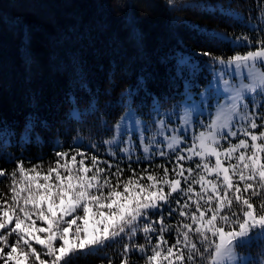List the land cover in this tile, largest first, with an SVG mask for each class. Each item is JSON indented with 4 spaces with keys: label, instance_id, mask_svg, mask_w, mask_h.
Listing matches in <instances>:
<instances>
[{
    "label": "trees",
    "instance_id": "16d2710c",
    "mask_svg": "<svg viewBox=\"0 0 264 264\" xmlns=\"http://www.w3.org/2000/svg\"><path fill=\"white\" fill-rule=\"evenodd\" d=\"M244 36L248 42H235ZM258 40H264V0H175L171 7L166 0H0V170L5 172L0 177V199L10 195L9 174L18 163L26 169L39 166L46 174L56 166L58 152L68 154L65 160L70 165L73 155L78 165L77 153L82 152L89 167L91 156H97L98 166L106 170L102 178L108 176L113 185L117 169L122 170V182L135 172L147 185V175L162 177L164 167L174 179L173 157L135 160L110 155L105 142L116 122L129 105L144 115L154 106L178 107L187 84L198 92L209 81L217 63L212 57H232L258 46ZM197 163L183 166L195 171ZM181 187H187L183 180ZM176 199L183 204L186 197L172 194L170 207L177 211L169 217V207H164L166 226L190 222L179 216ZM261 201L264 191L251 198L257 208ZM190 208L195 210L194 205ZM231 211L239 213V207L233 203ZM77 214L83 215L82 210ZM159 219V212L150 211L138 221L135 237L109 241L77 257L74 264H122L125 244L145 245V253L127 254L128 264H145L160 226L154 224L157 232L149 234L151 244L139 229ZM36 225L47 226L39 220ZM176 237L175 227L165 231V248ZM15 239V234L10 236L9 244ZM240 250L250 254L247 264H264V240L244 244ZM208 255L196 257L195 264H208Z\"/></svg>",
    "mask_w": 264,
    "mask_h": 264
},
{
    "label": "snow or ice",
    "instance_id": "6c2138e0",
    "mask_svg": "<svg viewBox=\"0 0 264 264\" xmlns=\"http://www.w3.org/2000/svg\"><path fill=\"white\" fill-rule=\"evenodd\" d=\"M174 2L166 0L170 7L174 6ZM116 7L124 6L117 3ZM25 39L30 40V35L26 34ZM235 42L246 43L248 37H236ZM257 43L261 46L255 51L237 53L227 60L222 57L212 59L221 65L249 69L247 76L253 83L243 85L242 91L254 93L259 88V94L264 95V72L251 71L258 60L264 63V40H258ZM201 54L211 56L208 52ZM242 91L237 90L230 97L227 115L221 110L211 119L207 131L193 137L190 147L177 148L182 137L167 138L171 141L168 148L178 153L176 165L172 169L174 179L168 178L169 169L164 167L162 177L147 175V185L141 183L145 177H137L135 172L127 181L122 182V170L117 169L112 174L116 178L113 185L108 176L102 178L106 170L98 166V157L91 156V166H85L82 152L77 153L81 157L78 165L75 163L76 155L72 156L74 163L70 165L65 160L67 153H56L59 157L56 166L49 167L46 174L38 170L39 166L26 169L22 163H18L17 168L9 174L10 195L0 199V230H5L0 233L2 264H74L77 257L103 247L109 241L135 237L138 221L148 217L150 211L160 213L159 221H148L139 229L149 244L152 239L149 234L157 232L154 224L159 223L160 227L157 242L151 246V255L146 256L145 264H185V261L195 264V258L204 259L205 254H209L208 264H247V261L238 260L236 248L253 240H264V201L260 202L258 208L251 202L252 197L264 191V131L257 133L249 128L255 130L264 125L257 124V113L247 111ZM253 104L256 109L264 108V104L255 101ZM236 115L240 121L249 122L248 128H242L240 132L246 138L239 139L236 144L229 143L228 148H222V140L227 141L229 137L238 135L237 131L231 130V122ZM259 118L264 120V115ZM116 128L122 135L120 122ZM223 129L229 131L223 132ZM113 142L119 143L117 137H113ZM149 150V146L144 145V151ZM121 151L128 152L129 149ZM159 155L164 157L168 154L161 151ZM193 157L200 158L195 172L193 168L185 169L181 163ZM212 157L214 163L210 161ZM233 159L235 163H232ZM61 160H64L63 164ZM4 175L5 172L0 170V177ZM182 180L187 183L186 188L181 187ZM193 185H199L200 191L196 192ZM165 187L168 188L167 193ZM173 193L186 197L183 204L179 199L175 203L179 206V216L188 219L189 223L182 222L178 226L164 224V207H169V217L177 211L170 207ZM244 193L250 195L245 196ZM233 203L239 207V213L231 211ZM191 205H194V211ZM81 210L83 215H78ZM90 214L94 221L91 230L87 226ZM37 220L47 226L37 227ZM172 227L177 232L176 241L165 248L167 241L164 233ZM41 233L44 234L43 238L39 235ZM13 234L16 239L9 244V237ZM193 236L196 240L192 239ZM32 241L42 247L43 253L37 252ZM197 241L203 247V252ZM137 250L145 253V245L130 247L125 244L122 264H128L127 254Z\"/></svg>",
    "mask_w": 264,
    "mask_h": 264
},
{
    "label": "rangeland",
    "instance_id": "374dc122",
    "mask_svg": "<svg viewBox=\"0 0 264 264\" xmlns=\"http://www.w3.org/2000/svg\"><path fill=\"white\" fill-rule=\"evenodd\" d=\"M260 46L261 45L249 47L237 53L244 54L249 51H255L256 48ZM227 59L228 58H224V60ZM248 71L249 69L247 68L236 69L234 66H225L217 62L216 65L211 68L209 81L201 90L195 92L190 89L187 84L186 96L178 107L161 110L158 106H154L149 114L144 115L134 106L129 105L116 122L113 135L107 140L111 142L106 143L108 153L114 157L121 156L127 159L148 160L156 156L161 157L159 153L163 151L168 154L164 157H173L176 161V155L178 153L168 148L167 145L171 141L167 138L173 136L182 137L177 148L184 149L190 147L193 142V137L202 131H207V125L221 110H224L227 115L230 97H233L237 90L242 91L243 85L253 83L247 76ZM251 71L257 73L264 72V63L258 60ZM225 81H227V84ZM259 91V88H257V91L254 93L242 91L243 103L247 105L248 112L257 113V124L264 125V120L259 118L261 115H264V108L256 109L253 104V101L257 104H264V95H260ZM118 122H120L123 127L122 135L117 132L116 126ZM161 122L163 123L161 124ZM231 123L233 125L231 130L237 131L238 135L237 137H229L227 141L222 140V148H228L229 143L236 144L239 139L246 138L240 134V132L242 128H248L249 122L240 121L239 116L236 115ZM249 130L258 133L264 131V126L258 127L255 130L249 128ZM222 131L227 132L229 129H223ZM113 137H117L119 143L113 142ZM248 140L249 144H251L250 138H248ZM259 142L261 141H258V143ZM144 145L149 146L150 150L148 152L144 151ZM125 148L129 149V151L122 152L121 149ZM112 153H115V155ZM248 154H250V151ZM196 161L199 163L200 158L193 157L192 160H184L181 163L185 166V164H191V162ZM210 161L214 163V157L210 158ZM235 162V159H233L232 163ZM194 186L195 185H193V187ZM93 224L94 221L90 214L87 224L90 230ZM39 235L41 238L44 236L42 233ZM58 246L59 244L57 247ZM235 252L240 262L248 261L250 258V254L242 252L240 247L236 248ZM0 264H2V261H0ZM233 264H236V262H233Z\"/></svg>",
    "mask_w": 264,
    "mask_h": 264
}]
</instances>
